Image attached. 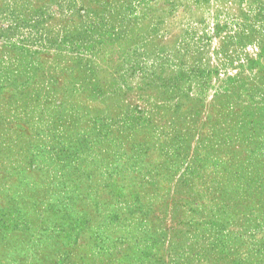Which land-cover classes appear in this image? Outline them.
<instances>
[{
	"label": "rangeland",
	"instance_id": "1",
	"mask_svg": "<svg viewBox=\"0 0 264 264\" xmlns=\"http://www.w3.org/2000/svg\"><path fill=\"white\" fill-rule=\"evenodd\" d=\"M0 264H264V0H0Z\"/></svg>",
	"mask_w": 264,
	"mask_h": 264
}]
</instances>
